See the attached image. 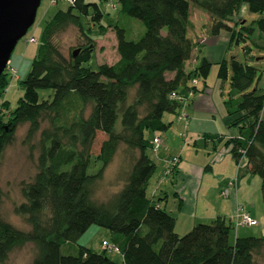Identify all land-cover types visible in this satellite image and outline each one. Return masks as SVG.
<instances>
[{"label": "trees", "instance_id": "1", "mask_svg": "<svg viewBox=\"0 0 264 264\" xmlns=\"http://www.w3.org/2000/svg\"><path fill=\"white\" fill-rule=\"evenodd\" d=\"M112 1L119 13L143 26L137 38H128L126 21L118 19L111 25L118 56L114 62H102L95 70L83 65L95 49L83 19L99 23L101 34L106 27L100 23L103 12L96 1L71 0L45 23L20 81L23 94L16 106L10 109L7 100L0 103V159L19 125L28 124L27 139L38 132L36 172L30 181L20 183L23 200L13 209L29 228H16L0 213V264L26 243L34 247L30 264H259L264 235L234 233L230 239L232 228L219 217L196 223L179 235L174 216L158 204L159 199L148 197L146 189L156 169L149 155L154 137L149 135L164 131L168 124L163 114L181 106L170 93L180 92V86L183 92L194 90L195 83L187 82L196 77L205 80L210 68L203 57L193 70H184L196 48L188 35L190 5L208 14L210 35L226 30L230 42L250 39L258 45L264 39V17L239 27L237 21L231 26L228 20L242 4L263 16L264 0ZM68 26L76 27L85 42L65 56L55 38ZM256 71L255 65L232 57L229 64L224 59L218 62L216 77L223 82L229 73L224 107L229 114L239 113L230 123L238 133L225 144L236 163L244 159L250 173L260 177L264 201V90L252 87ZM7 85L4 71L0 94ZM44 90L51 93L41 96ZM98 132L104 137L92 153ZM118 150L124 160L117 173L121 185L98 202L93 196L96 182ZM1 196L0 189V203ZM91 225L115 235L113 246L121 263L77 243ZM67 242L77 244L76 253L61 252Z\"/></svg>", "mask_w": 264, "mask_h": 264}, {"label": "rangeland", "instance_id": "2", "mask_svg": "<svg viewBox=\"0 0 264 264\" xmlns=\"http://www.w3.org/2000/svg\"><path fill=\"white\" fill-rule=\"evenodd\" d=\"M89 1H96L98 3L99 8L103 12V17L100 20V23L106 27V31L101 34L98 32L99 23H92L89 21L88 17L83 19L84 27L90 28L88 32L90 33L95 45L94 52L92 53L90 59L87 62H84L83 65L95 70L98 64L102 62L112 63L118 57L116 52L115 36L111 26L113 23H115V21L120 19L127 22L130 28V31L127 32L128 38H137L138 35L143 31V26L139 20L119 13L117 4L112 0ZM67 6L68 2L66 0H56L55 3L51 2V0H40L33 24L28 28L26 34L18 40L10 54L9 66L15 69V73L13 76H10L9 73L7 74V90L5 89V92L0 94V103L6 99L9 104V108H14L16 106L17 99L23 94L20 81L25 78L32 60L23 58V52L26 47L25 39L31 37V35L35 33V37L38 39L39 43L41 31L45 23L52 17L56 10L65 9ZM191 10L198 11L199 8L195 9V6L191 4ZM202 13H204L203 18L201 17L197 19V21L194 20V23L192 22V25L194 24V30L192 33L195 34L194 40L196 41V44L198 45L200 44L199 41H203L200 45L198 51L199 57L196 59V62L199 63L203 57H205L210 62V68L205 78V85L208 88V92L211 91L210 96L212 102L217 108V111L214 113V118H216L217 121H219L221 118H225L222 121L224 122V128H227V125L231 123L230 122L227 124L228 118L229 120H233L236 113L229 114L225 110L224 101L229 97V75L223 82H221L216 77L218 62L224 59L226 63L229 64L230 59L234 57L240 62L255 65L257 71L252 83V87L257 85V87L264 90V39L261 40L259 43L260 45L253 44L250 39H246L245 42H230L229 34L226 30H220L217 35L211 36L209 32H206L209 23V16L205 11ZM204 15H206L208 18L205 19ZM260 17H264V15L262 16L258 13H252L248 11L246 5L242 4L238 11L228 20V23L232 26L234 25L235 21H237L236 26L239 27L241 24H251L253 20ZM138 30L139 32L136 33ZM35 31H38V34H36ZM204 39H206V41ZM55 40L58 42L60 49L65 56L68 54L70 48H75L77 45L85 42L84 37L74 26H68L64 31L58 33ZM37 46L35 48L36 50ZM245 47L247 48V53L244 51ZM194 79L198 81L196 86L200 87L203 83L202 79ZM194 79L192 78L190 80V85L192 84L191 81ZM50 93L51 91L49 90L40 91L41 96H48ZM194 93L198 94L199 92L195 90L193 91V94ZM6 113V109L2 108L3 119H5L4 115ZM212 116L213 115L208 113L203 114L204 118H212ZM27 127L28 124L24 123L16 128L13 140L5 147L0 159V189L2 191L0 213L6 221L21 230H27L29 226L25 223L21 216L14 212L13 209L15 204L23 200V196L20 192V183L30 181L36 172V157L38 154V132H36L32 138L27 139ZM199 135L200 139H202V133H199ZM103 137L104 134L101 132L97 133L95 143L91 149L92 153L97 152L98 142ZM186 139H191L187 133ZM223 143L224 142H222L220 145L221 148L219 146V150L223 151ZM218 153L220 155V151ZM149 155L153 157L154 154L149 153ZM123 162V155L120 150H118L111 163H109L106 167L103 176L96 182L93 196L98 202H100V200H106L111 195V193L116 191L121 185V183L117 181V173L123 167ZM160 169L161 168L157 166L154 174L156 175ZM239 175L240 173L238 174V177ZM254 177L259 182L256 190V195L258 197V214L260 216H264V202L260 193V177L257 175H254ZM153 178L154 177L151 178V182L153 181ZM250 191H252V189ZM150 192L151 190L149 187L147 189L148 196ZM169 203H172V201L170 200ZM247 233H249L248 235L252 236L261 235L260 231H257L256 226H253L251 229H249ZM229 236L230 239H233V229L230 231ZM115 239V235H113L108 229L97 225H91L80 236V238L77 240V243L90 248L92 251L104 253L105 255L114 258V260L121 263L122 260L119 252H116L113 249L103 250V240L113 245L115 244ZM76 251V243L67 242L61 246V252L63 254H74ZM33 255V245L31 243H26L22 247L13 249L3 264H30ZM257 262L259 264H264V254L257 257Z\"/></svg>", "mask_w": 264, "mask_h": 264}, {"label": "crops", "instance_id": "3", "mask_svg": "<svg viewBox=\"0 0 264 264\" xmlns=\"http://www.w3.org/2000/svg\"><path fill=\"white\" fill-rule=\"evenodd\" d=\"M195 9L198 8L195 6ZM202 12L201 9L198 11L191 10L190 5L188 35L195 43V34L192 33L194 24L192 25V22L203 18L204 13ZM204 16L205 19L208 18L206 15ZM35 32L38 34V31ZM31 36L35 37L36 35L34 33ZM206 39L204 40L206 41ZM202 42L199 41L200 44H196L192 55L185 61L184 70L186 72L197 66L196 59L199 57L198 51ZM25 45L23 58L32 59L36 52L38 39L36 44L28 43L25 39ZM196 78L198 79V77ZM202 82L200 87L196 86L195 83L191 96L187 97L184 105L180 106L176 112L163 114V120L168 124L167 128L164 131L149 135V139L160 138L158 151L153 152L150 148L149 153L154 154V159L151 155L150 157L155 162L156 167L161 169L156 175L155 172L153 173L152 182L151 178L149 179L147 189L150 187L151 192L148 197L159 199L158 204L174 216V230L179 235L190 230L196 223H209L217 217L228 222L238 236L248 235L247 232L253 226H256L257 231L264 235V216L258 214L257 206L256 190L259 182L250 173L244 159L235 162L225 144L229 137L237 135L238 128L230 126L229 123L232 120L229 118L227 128H224L222 121L225 118H221L219 121L214 118L217 108L212 102L211 91L208 92L205 80ZM187 85H190V81L187 82ZM183 88L180 86L178 90L183 93ZM195 90L199 93L193 94ZM181 111L186 114V119L178 118ZM206 113L213 115L212 118H204L203 114ZM238 114L234 115L233 120ZM186 133L191 137L190 140L186 139ZM199 133H202V139H200ZM222 142H224L223 151L219 150ZM172 156H177L178 161L172 172L165 174L169 159ZM237 173H240L239 177ZM230 179H234V186L231 187L227 196H223L220 191L228 185ZM251 189L252 191H250ZM170 200L172 203H169ZM238 206L256 220L255 225L233 226L234 213Z\"/></svg>", "mask_w": 264, "mask_h": 264}, {"label": "water", "instance_id": "4", "mask_svg": "<svg viewBox=\"0 0 264 264\" xmlns=\"http://www.w3.org/2000/svg\"><path fill=\"white\" fill-rule=\"evenodd\" d=\"M40 0H0V74L18 40L33 24Z\"/></svg>", "mask_w": 264, "mask_h": 264}, {"label": "built area", "instance_id": "5", "mask_svg": "<svg viewBox=\"0 0 264 264\" xmlns=\"http://www.w3.org/2000/svg\"><path fill=\"white\" fill-rule=\"evenodd\" d=\"M68 3L71 2V0H66ZM51 2L55 3L56 0H51ZM26 41L28 43H37V39L34 37V36H31L29 38L26 39ZM7 72V74L9 73L10 76H13L14 73H15V69H13L12 67L9 66V62L7 63L6 65V68L5 70ZM193 83H196V80H192ZM7 89V88H5ZM192 94V90H189L187 92H183V93H180V92H177V91H172L170 93V97L175 99L178 103L181 104V106L184 105V103L186 102V99L188 96H191ZM186 114L181 111L179 114H178V118H182V119H186ZM182 136H184V134H181ZM160 146V138L159 137H154L152 139V147H151V150L153 152H156L158 150ZM178 161V157L177 156H172L170 159H169V163H168V167L166 168L165 170V174H168V173H171L172 170L174 169V166L175 164L177 163ZM234 184V179H230L229 182H228V185L221 189L220 191V194L223 195V196H227L229 193H230V189ZM256 224V220L253 219L247 211L243 210L241 207H237L236 208V211L234 213V224L233 226L234 227H237L239 225H245V226H252V225H255ZM102 246H103V249L105 250H111L113 249L114 251H118V249H116L113 245L109 244L107 241L103 240L102 241Z\"/></svg>", "mask_w": 264, "mask_h": 264}]
</instances>
